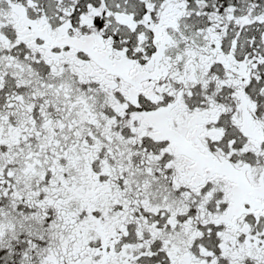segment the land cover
Listing matches in <instances>:
<instances>
[{"label":"snow or ice","instance_id":"1","mask_svg":"<svg viewBox=\"0 0 264 264\" xmlns=\"http://www.w3.org/2000/svg\"><path fill=\"white\" fill-rule=\"evenodd\" d=\"M0 264H264V0H0Z\"/></svg>","mask_w":264,"mask_h":264}]
</instances>
